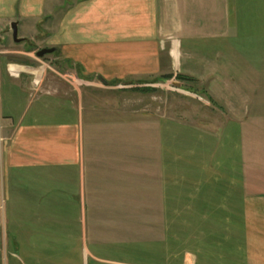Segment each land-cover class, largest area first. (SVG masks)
Wrapping results in <instances>:
<instances>
[{
	"label": "rangeland",
	"instance_id": "rangeland-1",
	"mask_svg": "<svg viewBox=\"0 0 264 264\" xmlns=\"http://www.w3.org/2000/svg\"><path fill=\"white\" fill-rule=\"evenodd\" d=\"M159 1L133 42L91 50L99 60H81L78 47L55 36L62 12L41 13L38 23L0 10V152L12 123L30 120L36 96L79 88L86 110L106 114L87 119L103 130L88 146L113 171L85 189V203L73 197L68 252L55 236L56 250L31 254L37 264H248L260 255L264 205L255 212L253 197L264 193V0H207L233 10L237 26L208 42L175 33L181 11L186 28L203 26L205 12L192 14L190 0ZM43 50L53 52L38 57ZM1 164L0 153V231L26 229L38 205L24 200L46 191L31 188L28 170L15 188ZM50 206L62 213L61 203ZM29 254L19 253L23 264L32 263Z\"/></svg>",
	"mask_w": 264,
	"mask_h": 264
},
{
	"label": "crops",
	"instance_id": "crops-1",
	"mask_svg": "<svg viewBox=\"0 0 264 264\" xmlns=\"http://www.w3.org/2000/svg\"><path fill=\"white\" fill-rule=\"evenodd\" d=\"M204 1L205 5L201 4L199 9L198 0H190L188 6L192 14L205 12L203 13V17H205L203 26L192 24L186 28L181 20L182 11L174 5L176 13L181 11L177 17L180 22L178 19L179 25L175 29L176 34H179L180 37L186 35L192 39V42H208L209 39L221 35L224 26L229 27L230 30L237 29L236 22L232 21V24L230 22L233 10L231 11L228 7L223 9V7L218 8L213 4L208 5V1ZM159 2V0H0L2 8L0 10L3 11L5 17L14 18L19 15L18 17L33 19L38 23L41 13L62 12L59 34L55 36L68 47H78L83 55L79 57L81 60H99V54L92 53L91 50L96 51L102 43L133 42V29L145 25L147 27L152 20L151 13L160 10ZM142 33V31H138L137 36H140L141 39L138 42H147V39H142L144 38ZM258 35L264 37V34L258 33ZM84 52L89 53L84 55ZM40 97L36 96V106L34 107L35 103L31 106L30 120H27V116L23 114L16 122L12 123L10 142L0 153L1 166L8 172L9 178L12 177L11 174L13 175L15 188L22 187L23 172L28 170L35 179L31 188L46 192L45 195L31 196L25 200L14 199V203L19 204L23 203V200L25 202L29 200V203H36L38 206L30 216L26 229L21 230L13 225V228L8 231H0V264H23L18 256L19 253L29 252V256H31L36 251L52 252L56 250L53 247L55 236L62 237L61 243L57 244L64 246L61 247L62 251L68 252L71 246L69 241L71 235L70 216L68 214L70 203L76 201L73 197L77 193L78 198H82L80 202L85 203V189L89 185L91 187L96 181L101 182L100 174H111L113 171L109 169L111 167L103 169L101 151H99L102 150L101 147L96 153L95 146L92 148L88 146L89 139H91L89 135L92 134L100 141L103 130L101 123L98 122H93L95 125L92 128L88 126L87 119L100 120L106 114L96 107L90 111L86 110L84 92L79 88L62 91L60 98L58 95L49 96V99H38ZM52 102L59 105L54 106ZM90 113H95L97 116L93 114L92 117ZM108 131L111 130L108 129ZM108 131L104 133H108ZM43 177H48V180L43 182ZM43 185L46 186L44 190L42 189ZM47 188L49 189L47 190ZM71 189L73 190L71 191ZM59 190L61 196L60 199H56L54 195H57ZM253 199L256 200V205H261L254 211L260 210L262 213L264 193L255 195ZM55 203L62 204V213L53 212V207L50 205ZM258 229L263 237L262 242L255 240V246L260 245V255L257 259H253V262L249 261L248 264H264V254H262L264 249L261 246L264 244V229L257 228V232ZM84 248L85 245L82 249ZM58 250L60 249L58 248ZM256 250L259 249L256 248ZM29 259L32 261L31 264H37L32 260V256ZM51 261L50 264H59Z\"/></svg>",
	"mask_w": 264,
	"mask_h": 264
},
{
	"label": "water",
	"instance_id": "water-1",
	"mask_svg": "<svg viewBox=\"0 0 264 264\" xmlns=\"http://www.w3.org/2000/svg\"><path fill=\"white\" fill-rule=\"evenodd\" d=\"M12 30H13V38L16 42H20V40H18V24L17 23H13L12 24ZM53 51L52 50H43L41 52L38 53V57H44L45 55L51 54Z\"/></svg>",
	"mask_w": 264,
	"mask_h": 264
},
{
	"label": "trees",
	"instance_id": "trees-1",
	"mask_svg": "<svg viewBox=\"0 0 264 264\" xmlns=\"http://www.w3.org/2000/svg\"><path fill=\"white\" fill-rule=\"evenodd\" d=\"M164 79L168 80V79H171V77H164Z\"/></svg>",
	"mask_w": 264,
	"mask_h": 264
}]
</instances>
